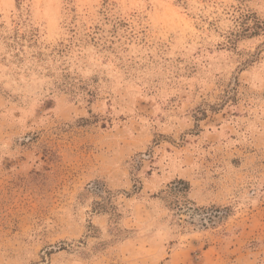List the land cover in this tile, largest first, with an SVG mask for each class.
I'll list each match as a JSON object with an SVG mask.
<instances>
[{"label": "rangeland", "instance_id": "1", "mask_svg": "<svg viewBox=\"0 0 264 264\" xmlns=\"http://www.w3.org/2000/svg\"><path fill=\"white\" fill-rule=\"evenodd\" d=\"M0 264H264V0H0Z\"/></svg>", "mask_w": 264, "mask_h": 264}]
</instances>
